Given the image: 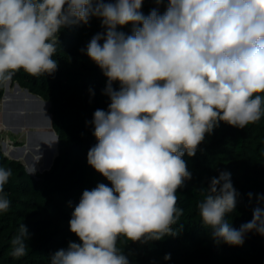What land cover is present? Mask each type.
I'll return each mask as SVG.
<instances>
[{"label":"clouds","instance_id":"obj_1","mask_svg":"<svg viewBox=\"0 0 264 264\" xmlns=\"http://www.w3.org/2000/svg\"><path fill=\"white\" fill-rule=\"evenodd\" d=\"M142 4L0 0V85L20 70L53 74L63 28L96 17L104 29L82 50L107 78L110 100L107 111L93 113L97 143L87 162L112 186L83 191L69 221L79 242L57 250L50 264H129L119 238L146 243L176 235L172 226L184 213L176 193L192 178L185 153L195 156L220 122L243 129L264 115V0H167L163 14L153 8L148 15ZM129 24L130 34L117 30ZM11 176L0 167V212L10 207L4 186ZM237 195L230 173L221 172L197 205L213 239L234 246L247 232L264 235L259 206L240 229L226 219ZM25 238L22 224L11 239L13 257L27 254Z\"/></svg>","mask_w":264,"mask_h":264},{"label":"trees","instance_id":"obj_2","mask_svg":"<svg viewBox=\"0 0 264 264\" xmlns=\"http://www.w3.org/2000/svg\"><path fill=\"white\" fill-rule=\"evenodd\" d=\"M166 7L167 0L159 5L155 0H143L140 11L148 15L158 8L163 14ZM131 27L117 30L130 34ZM103 31L96 17L88 24L63 28L53 57L58 65L53 74L33 77L20 70L11 79L51 103L52 129L59 145L51 168L36 176H31L21 161L7 158L0 145V167L12 170L4 186L10 207L0 212V264H50V256L57 250L67 248L70 241L79 242L69 221L83 191L98 183L112 186L87 162L89 149L97 143L93 113L96 109L107 111L110 100L103 94L107 78L82 50ZM113 88L118 90L119 83L114 82ZM4 91L5 85H0V101ZM183 159L192 178L176 193L177 207L184 210L172 226L176 235L146 243L119 238L117 247L129 264H264V235L247 232L239 246L216 241L202 224L197 207L208 194L211 179L228 172L238 193L235 210L226 217L231 226L240 229L252 220L256 207L264 209V200H257L264 196V115L243 129L220 122L205 135L195 156L185 153ZM22 224L28 232L27 254L16 258L11 255V239L19 234ZM166 254H171L169 260L164 259Z\"/></svg>","mask_w":264,"mask_h":264},{"label":"rangeland","instance_id":"obj_3","mask_svg":"<svg viewBox=\"0 0 264 264\" xmlns=\"http://www.w3.org/2000/svg\"><path fill=\"white\" fill-rule=\"evenodd\" d=\"M15 88L16 85L11 80L8 83L10 96L7 99L9 101L6 102L5 110L2 111L0 108V120H2V118L3 121L6 120L5 123L8 126V128H5V124L3 122L0 124L1 149H3V153L11 160L16 159H14L13 156L8 155V146L19 148L21 153L24 149L25 153L22 154V157L15 152L14 155L23 163L26 171H33L32 173L37 175L38 173H43L49 169H34L31 171L30 165L33 164L35 160L40 157V155L43 156V159L50 162L51 159H53L52 153L43 149L40 145L31 144L32 147L26 148V144L30 138L38 139L46 137L50 140L52 139V135H50V130L52 131V129L48 128L49 118L47 116V107L38 100L29 97L24 92V89H20L18 92L14 90ZM1 102L2 101H0V103ZM11 128H14L15 131ZM39 160L40 159H38L37 162L41 163L42 159L40 161Z\"/></svg>","mask_w":264,"mask_h":264},{"label":"bare ground","instance_id":"obj_4","mask_svg":"<svg viewBox=\"0 0 264 264\" xmlns=\"http://www.w3.org/2000/svg\"><path fill=\"white\" fill-rule=\"evenodd\" d=\"M15 91H20V89L19 88H15L14 89ZM9 97V95L8 96H6L5 97V99L0 103V108L2 109V111L3 110H5V105H6V102H8L9 100L7 99ZM7 108V107H6ZM3 114V113H2ZM2 117H4L3 115H1ZM6 121V120H5ZM5 121H3V118H2V120H0V124H2V122L5 124V128H8V126H7V124L5 123ZM48 128L49 129H52L51 127H50V124L48 125ZM50 135H52V139L50 140V139H48V138H30L28 141H27V144H26V148H28L31 144L32 145H40V146H42V148L43 149H45V150H48L49 152H51L52 153V156L54 155V153H55V149H56V138H55V135H54V133L50 130ZM25 150H27V149H25ZM7 151H8V155L9 156H12V154L15 152L16 154L18 153V155H21V157H22V154L23 153H25V151H24V149H23V151H22V153H21V150L19 149V148H15V147H12V146H8L7 147ZM21 153V154H20ZM53 158V157H52ZM38 159H42L41 161V163H39V162H37L38 161ZM37 160H35V162L33 163V164H31L30 165V167H31V171L32 170H34V169H39V170H42V169H44V168H47L48 167V165H50V163H51V161L50 162H48V161H46L45 159H43V156L42 155H40V157L38 158ZM39 160V161H40ZM52 160V159H51ZM48 164V165H47ZM29 167V168H30ZM33 172V171H32Z\"/></svg>","mask_w":264,"mask_h":264},{"label":"water","instance_id":"obj_5","mask_svg":"<svg viewBox=\"0 0 264 264\" xmlns=\"http://www.w3.org/2000/svg\"><path fill=\"white\" fill-rule=\"evenodd\" d=\"M9 82H10V81H9ZM9 82H8V83H9ZM8 83L5 85V91H4V94H3V96H2L1 101H3V100L5 99L6 96H8V95L10 96V92H9V90H8ZM15 85H16L17 88L22 89L17 83H15ZM24 92H25L29 97L38 100L39 102L43 103V104L47 107V116H48V118H49V124H50V127L52 128L51 114L49 113V109H50V107H51V103L48 102V101L43 100L41 97H39V96H37V95H35V94H32V93H31L29 90H27V89H24ZM49 124H48V125H49ZM11 129H13V130L15 131L14 128H11ZM52 132L54 133L55 138H56V139H55V140H56V149H55V153H54V155H53V159L51 160V163H50V165H48L47 169H50V168H51V166H52V164H53V161H54V158H55V157L57 156V154H58L59 138H58L56 132H55L53 129H52ZM29 147H32V145H30ZM2 150H3V149H2ZM5 156L8 158L7 155H5ZM12 156H13L14 159L19 160V159L14 155V153L12 154ZM22 164H23V163H22ZM27 172H28L31 176H36L35 174H33L32 172H30L29 170H27Z\"/></svg>","mask_w":264,"mask_h":264}]
</instances>
